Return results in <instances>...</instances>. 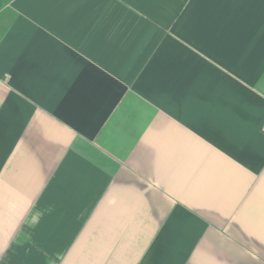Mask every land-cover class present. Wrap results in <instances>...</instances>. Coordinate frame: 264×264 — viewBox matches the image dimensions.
Wrapping results in <instances>:
<instances>
[{"label": "crops", "instance_id": "0c3cea01", "mask_svg": "<svg viewBox=\"0 0 264 264\" xmlns=\"http://www.w3.org/2000/svg\"><path fill=\"white\" fill-rule=\"evenodd\" d=\"M0 264H264V0H0Z\"/></svg>", "mask_w": 264, "mask_h": 264}]
</instances>
